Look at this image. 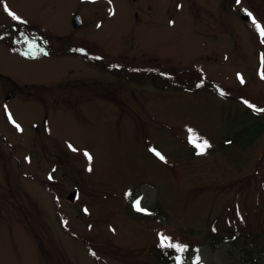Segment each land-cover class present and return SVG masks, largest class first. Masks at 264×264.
<instances>
[{
	"label": "rangeland",
	"instance_id": "rangeland-1",
	"mask_svg": "<svg viewBox=\"0 0 264 264\" xmlns=\"http://www.w3.org/2000/svg\"><path fill=\"white\" fill-rule=\"evenodd\" d=\"M241 5L264 28V0H0L30 33L0 39V264H156L161 236L264 264V42Z\"/></svg>",
	"mask_w": 264,
	"mask_h": 264
},
{
	"label": "trees",
	"instance_id": "trees-1",
	"mask_svg": "<svg viewBox=\"0 0 264 264\" xmlns=\"http://www.w3.org/2000/svg\"><path fill=\"white\" fill-rule=\"evenodd\" d=\"M250 126H258V129L260 130V132L257 130L259 133L256 134V136H258L262 131L263 122L259 119H256L255 121L251 122ZM218 241H216L214 245ZM242 252L248 260H256L258 262V259H254V254L250 253L246 248H242ZM191 255L192 253L188 251V249H183V251H179L177 248H167L157 254L156 264H190L189 258L191 257Z\"/></svg>",
	"mask_w": 264,
	"mask_h": 264
},
{
	"label": "snow or ice",
	"instance_id": "snow-or-ice-1",
	"mask_svg": "<svg viewBox=\"0 0 264 264\" xmlns=\"http://www.w3.org/2000/svg\"><path fill=\"white\" fill-rule=\"evenodd\" d=\"M93 2H94V0H93ZM8 15L11 16L13 19L19 20V17L16 16L11 11H8ZM257 29H258V32H259L261 38H262V42H264V28L257 25ZM262 61H264V57H262ZM241 82H243L242 79H241ZM249 107H252V105H249ZM17 127H19V126L17 125ZM189 131L191 132V130H189ZM190 143H194L198 148H200L201 154H203V151L210 146V145H208L207 141H203L202 143H197L196 139H193L192 137H190ZM73 150H75V149H73ZM85 155L88 157L89 160L92 159L91 156L88 155L87 153H85ZM156 155H158L160 157V159H163V156H160L159 153H156ZM89 170H91V169H89ZM136 203H137V209L139 210V201H137ZM161 246L162 247H173V246H175L179 251H183V249L178 244L173 245L171 243L170 238H167L164 236H161Z\"/></svg>",
	"mask_w": 264,
	"mask_h": 264
},
{
	"label": "water",
	"instance_id": "water-1",
	"mask_svg": "<svg viewBox=\"0 0 264 264\" xmlns=\"http://www.w3.org/2000/svg\"><path fill=\"white\" fill-rule=\"evenodd\" d=\"M241 13H242V17L244 19L248 18L250 16V14L248 13V11L246 9H241ZM74 23H75V26L79 25L77 17L75 18ZM72 196H74V194Z\"/></svg>",
	"mask_w": 264,
	"mask_h": 264
},
{
	"label": "flooded vegetation",
	"instance_id": "flooded-vegetation-1",
	"mask_svg": "<svg viewBox=\"0 0 264 264\" xmlns=\"http://www.w3.org/2000/svg\"><path fill=\"white\" fill-rule=\"evenodd\" d=\"M7 31H6V29H3L2 30V33H6ZM10 39H7V43H6V46H9L10 45Z\"/></svg>",
	"mask_w": 264,
	"mask_h": 264
}]
</instances>
